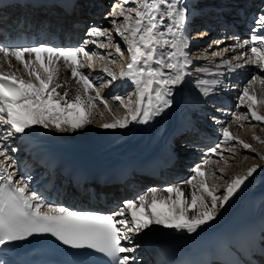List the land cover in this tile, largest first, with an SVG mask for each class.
Masks as SVG:
<instances>
[{
	"label": "snow or ice",
	"instance_id": "snow-or-ice-1",
	"mask_svg": "<svg viewBox=\"0 0 264 264\" xmlns=\"http://www.w3.org/2000/svg\"><path fill=\"white\" fill-rule=\"evenodd\" d=\"M47 3L57 6L60 0H47ZM71 3L74 7L75 0H71ZM122 4L134 7L126 9L113 4L108 15L115 34L126 46L130 61L126 70L122 69L119 74L105 67L103 73L110 77L108 80L103 76L92 77L90 73L81 72L79 69H90L91 64L78 57L91 59L96 55L87 50L88 44L100 49L113 47L110 29L90 26L87 35L92 39L82 41L79 46L61 47L46 42L34 46L0 44V58L9 62L10 67V59L14 57L38 82L0 72V248L26 242L34 235H50L63 246L87 250V255L98 257L86 264H136V236L153 226L187 234L197 233L214 222L225 206L254 178L258 169L264 167L253 165L244 174L235 175L218 195V187L214 183L210 187L206 178L204 167L211 163V159L205 158L202 164L195 165L194 174L181 182L190 186V196L185 195L180 184L164 188L168 195L160 197L157 189L152 188L150 203L148 194H143L138 197L139 206L134 198L118 203L107 212L59 206V201L49 199L38 186L31 184L32 176L17 164L16 153L21 150L15 143L17 140H28L37 135L34 131L36 128L49 129L51 126L64 133L90 125L95 101L108 108V99L101 97L99 89L117 79L130 81L133 86L132 93L108 97L119 101L118 106L125 109V116L114 117L100 127L128 129L132 124L149 125L178 103L177 96L182 94L184 84L193 76L188 29L195 19L194 13L201 10L198 5H190L188 0H122ZM252 15V27L247 38L213 53L220 58L219 63L195 69L199 77L194 85L201 103L215 106L214 97L231 88L238 90L234 108H246V112L233 111L227 124L211 116L214 123L220 124L222 136L207 150L221 159L225 150L235 152V147L230 145L232 141L254 151L252 145L230 132L231 123H238L241 119L264 123V115L258 114L254 107L257 103L264 104V99L257 100L253 90L256 81L264 84V78L260 75L264 73V6ZM119 17L123 20L120 21ZM102 37L106 43L101 41ZM222 42L218 39L216 47L219 48ZM114 47L116 53L124 55L119 42ZM230 51L236 54L230 59L223 58V53ZM25 54L29 59H25ZM42 54H46L47 63L41 58ZM33 55L34 60L31 59ZM107 56L111 58L112 53L108 52ZM61 60L71 69L77 83L83 86L84 99L77 94L70 101L67 92L61 94L57 91L59 84L53 86L57 62ZM110 62L118 63L114 58ZM247 66H253L258 71L251 74L245 84L233 83L231 75L245 70ZM206 76L212 78H204ZM96 81L101 83L97 84ZM90 91L95 95H88ZM216 111L221 109L216 108ZM254 139L264 144L258 136ZM225 145L229 147L225 149ZM258 158L264 160V156ZM208 175L217 178L215 172ZM219 178H223L222 171ZM172 194H175V198ZM260 244L264 249V235ZM0 264L14 262L0 259ZM224 264L236 262L225 261ZM244 264L250 262L245 261Z\"/></svg>",
	"mask_w": 264,
	"mask_h": 264
},
{
	"label": "bare ground",
	"instance_id": "bare-ground-1",
	"mask_svg": "<svg viewBox=\"0 0 264 264\" xmlns=\"http://www.w3.org/2000/svg\"><path fill=\"white\" fill-rule=\"evenodd\" d=\"M206 1H211L212 5H214V6H215L216 2L226 1L224 3H225V5H228L227 4L228 0H196V3L198 5L199 9H201L200 11H204V12L212 11V9H210L208 6H206L207 5ZM188 2H189L190 5H195L193 0H188ZM115 4H118L120 6H124L126 9L129 8L130 5H131V4L123 5L122 4V0H117L115 2ZM197 12H199V11H196L195 13H197ZM19 13H23L24 16H31V17L35 18V20H37V21L39 20L40 23H42V25H46V19H47L48 24L51 25V26H53V25H57V26L64 25L63 23L66 22V19L62 23H61V21L59 22V20L61 18L60 17L61 15L57 18V17H55V15H51L50 14L49 17H47L44 20H42L41 18L43 17V15H41V14H43V13L41 11L29 12L28 13V11H24V10H22L20 8L11 9V12L9 13V15L13 16V15H17ZM103 14H105V13H103ZM104 16L95 19V21L97 23H99L98 26L101 27L102 29H109L107 25H111V23H110L111 17H109L108 14H105ZM190 26H194V23H191ZM190 28L191 27H189V30H190ZM111 30H112L113 47H110L108 49L106 48V49L108 51L111 50V49L114 50L115 49L114 45L117 42H119L123 46H125L123 44L121 38L115 34L114 29L112 28ZM193 30L195 32L193 34L195 39H191V41H190V44L192 46L188 50L190 52L189 58L190 59L191 58H198L199 60H198V62L195 65H193V76L191 77L190 81L184 84V86L186 87V89L188 91V97H189L187 102H186L187 106H185V109L192 113L193 112V108H196V111H197L196 115H198V117L201 118L202 121H206V117L208 115H213V116L218 117L220 121H222V122L227 124L229 122L230 118H231V114H232L233 111H236L237 113L246 112L244 110L246 108H243V109L234 108V105L237 103L236 97L238 95V90H237L236 94L231 93L229 95L230 96L229 101H230V104L233 107L232 108L233 111L226 110L225 108H221L222 102L221 103H217V101H216L215 107L220 108L221 111H218L219 115H215L213 112L210 111V108H206L209 105L206 104V103H201L200 99L197 96V93H196V90H195L194 81H195V79H197L199 77V74L195 71V69L198 68V67H201V66H203V67H211L212 65L219 63L220 58L217 57L216 55H214L213 53H215L217 51H220L224 47H226L227 45H232V44H234V43H236L238 41L235 38L231 39L230 37H227L225 39L226 36L225 37H220V39L219 38L209 39L208 36H209L210 33L207 32L206 30H204V28H201V25H199V24H197V26L195 28H193ZM100 39H101V41L105 42V38L102 37ZM218 39L223 41L222 43H220L219 48L216 47V41ZM209 45H212V47L210 48ZM93 46H95V45H93V44L90 45V51L92 50ZM125 48H126V46H125ZM99 49L100 48H98V52H101V53L98 54V55H102L103 49H100V50ZM95 51H97V50L95 49ZM127 54H128V52H127ZM235 54H236V52H234V51L226 52V53H223V58L230 59ZM128 56H129V54H128ZM106 58L109 59V57H106ZM25 59L26 60L29 59L27 54H25ZM31 59L34 60L35 57L32 56ZM110 59H112V58H110ZM92 60H95V58H92ZM108 61L109 60H107V62ZM129 61H130V58H129L128 62ZM209 62H211V64ZM46 63H47V61H46ZM10 64H11V66L9 67V62H5V61H3L2 58H0V72L6 71L9 74H14L15 76H17L20 79H26V80L28 79V80L33 81V83H38L35 80L34 77H31V76L28 75L27 71L23 68L22 65H20L15 60L14 57L10 59ZM107 64L108 63H106V65L103 64L102 66H100V67H102V70H97L95 67H93L91 69L82 68V69H80V71L83 72V73H90L92 77H96V76L105 77V74L103 73V69L105 67H107ZM37 67H38V65H37ZM251 67L252 66H247L246 69H245V71L250 72V76H251V74H253V73L258 71L257 69L254 70V71H251ZM40 71L43 72L42 69ZM117 74H119V73H117ZM260 75H261L262 78H264V73H260ZM204 78H209L210 79L212 77L206 76ZM105 79L108 80V79H110V77H105ZM96 83L99 84V83H101V81H96ZM245 83H246V81L243 84H245ZM56 84L60 85V87L57 88V91L59 93H61V94L67 92V99L70 100V101L73 100L77 94L81 95L82 99L85 98V94L83 92V86L81 84L77 83V79L72 77L71 69L66 67L63 64L62 60L57 62V72L54 74L53 86H55ZM261 85H262V83L259 80L256 81L254 83V85H253V90H254V92L256 94L257 100L264 99V89H262ZM132 88H133V86L128 88L126 85L122 84V80H120V79H117L111 85L105 83L103 88H100L99 91H100L101 97H104L105 99H108V108H105L103 106V104H101L99 101H95L94 103L96 104V107L92 109V113L93 112H97L99 116H101L100 115L101 113L105 114L106 118L103 121H101L102 123L110 122V121H112V119L114 117L115 118H123L125 116V109L120 107V106H118L119 105V101H113L112 99H109L108 97H109V95H112V96L121 95V96H123L125 92H128L129 89L132 90ZM229 89L232 90L231 88H229ZM128 93H130V92H128ZM88 95H95V92L90 91L88 93ZM176 99L177 100L179 99L178 96H177ZM109 105H112V106L114 105L116 108H119L120 112H115L114 111V113H113L110 110ZM258 106H259L258 103L254 106L255 109L257 110L258 114L264 115V110L260 109L261 107L257 108ZM175 107L177 109L179 108L178 103L175 105ZM115 113H117V114H115ZM93 114L91 116V119L93 117ZM171 118H172V116H171L170 110H169V111L166 112V114H163L161 118H157L155 120V122H153V123H151V124H149L147 126L132 124L130 127L134 128L135 130L131 129L132 131H130L129 129H126V131H127L126 137L124 139H122L120 144L124 143V145L130 146L129 149H133L135 154L139 153L140 155H143V154L148 153L149 151H153V148H151V150H150L149 147L145 146L148 143L147 142L148 139L154 134L155 137L157 138V142H158V136L160 135L161 131H164L166 129V126L169 124ZM251 121L257 123L258 126H262L261 122H256V121H253L251 119H249V120L241 119L238 123H231L229 130L234 136L238 137L239 140H242V141L252 145V149H254V151L250 150V149H244L236 141L230 142V145L235 147V152L234 153L231 152L232 154H230V156H228V157H226L227 155H224L223 159H221L219 156L212 155V154H210L207 151V154H208L207 158L211 159V163L204 167V170L206 172V178L208 179L210 187L212 186L213 183L218 187V189H219L218 192H220L221 190L224 191V189H222V186H220L221 182H220V184H218V182H216L217 178H219V176H220L221 171L223 172V178L227 176V180L225 181V185H224L226 187L228 181L232 177H234L235 175L244 174L246 172V170L249 167L253 166V165H257V164L264 165V160H261V159L258 158L259 156H264V151L260 152V150H257L254 147L259 142L256 139H254L255 136H258L261 141L264 140V135H263L262 131L258 127L256 129H254L252 131V133H250V132H240L239 131L241 127L243 129L244 124H246V125H247V123L249 125L253 124ZM97 123H99V120H97ZM215 124L219 127V131L221 133L220 124L219 123H215ZM174 126L175 125H173V127ZM94 127H96V125H88V126L83 128L87 132H83L81 130H77V131L73 132V133H75V135H71V134H66V135L73 136L72 138L75 141L79 140V142H81V143L85 142V144L83 146L91 144L92 147L103 146L107 142H110L111 139H113V136L108 135L109 132L111 131V129H104V128L100 127V126L98 128H94ZM55 130L54 131L50 130V128L49 129L36 128L34 131H35V133H37V135H39L42 138L53 139L54 136L55 137H59V135L62 134L61 132H58L57 130L56 131ZM119 130H121V129H114V132H119L121 134V132ZM122 130H125V129H122ZM94 131H96L97 133H95ZM80 133H83V134H80ZM94 134H97V135H95V136H97V138H94L93 141L87 140L88 138L91 137L90 135H94ZM103 135H105L106 137H104V138L106 140H108L106 143L104 141V143L93 144L94 142L100 140L98 138L100 136H103ZM15 143H16V145H19L20 148H21L20 153H17V158H18L17 159V163H19V162L23 161L22 158H21L22 154H23V152H22L23 150H22L21 144L24 143V140L23 139L17 140ZM49 143H52L53 145L58 147V145L53 143V141H51V140H50ZM159 143L160 142H158V144ZM185 143H186L185 141H180V142L175 144L178 148H180L179 149V153L180 154L183 153L182 152L183 151V147L182 146ZM79 145H81V144H79ZM79 145L78 144H74V143H68L69 147L66 146L65 148H67V147L71 148L72 147L71 149H76V148H73V147H78ZM224 147L227 149L229 147V145H225ZM254 154H255V157L257 158V162L248 163L247 160L251 159ZM256 154H258V155H256ZM218 159H220V160H218ZM203 160H204V158H201L198 163L195 164V162H192V163H190L188 165L183 164L182 163V159H180L179 161L177 160L176 164L171 168V170H174L175 173L174 174H168V177H169V180H170L169 181L170 185L180 184L181 188L185 192V195L186 196H190V186L181 183L182 181H184V179H178L179 181H176V180L172 179V176L176 175V174H180V177L181 176L184 177V176L189 175V174L193 175L194 174L193 173V168L197 164H202ZM229 160H232V163H231V165L227 166V163H228ZM216 162H219V163L215 164ZM230 162L228 164H230ZM210 172H215L217 178H213V177L209 176L208 173H210ZM155 183L156 184L154 186H152V188L157 189L158 197L167 196L168 194L163 191V189L166 188V186L164 185L165 183L164 182L163 183L155 182ZM152 188L147 189L146 193H143V194H148V203L151 202L150 190ZM259 189L264 191V167L258 169V172L256 174H254V178H251L247 182V185L245 187H243L242 191H240L231 200V202L228 203L225 206V208L220 212L219 215H221L222 213L225 216L228 215L240 203V200L243 198V196H246V195L250 194L251 192H254V190H259ZM143 194H139V196L143 195ZM197 194L199 195L200 193L198 192ZM172 195H173V198H175V194H172ZM136 200H137V206H139L138 198ZM217 222H219V221L215 220L213 223H211L209 225V227L210 228L214 227ZM154 227H161L164 231H166L167 233H170V234H172L174 236L177 234V233L174 234L172 229H167V228H164L162 226H153L152 228H154ZM146 231H148V230H146ZM141 234L142 233H140L138 236L135 237L136 243L137 242L139 243L138 240L140 239V235ZM138 243H137V245H138L137 249L140 250V244H138ZM143 256H144V254H143Z\"/></svg>",
	"mask_w": 264,
	"mask_h": 264
},
{
	"label": "rangeland",
	"instance_id": "rangeland-1",
	"mask_svg": "<svg viewBox=\"0 0 264 264\" xmlns=\"http://www.w3.org/2000/svg\"><path fill=\"white\" fill-rule=\"evenodd\" d=\"M131 7H134V5H130V7L129 8H131ZM112 9L110 8L107 12L108 13H106V14H109V12L111 11ZM119 20L120 21H122L123 20V18H121V17H119ZM108 26V25H107ZM108 28L110 29H112L113 28V26L112 25H110V26H108ZM110 29V30H111ZM209 38H210V36H209ZM209 41V40H208ZM105 42H107L106 40H105ZM120 46H121V49L124 51V55L126 56V58H124L125 56L123 55V56H121V55H119L118 53H116L115 52V49L114 50H109L111 53H112V59L114 58V59H116L117 61H118V63H116V64H112L111 62H110V58L108 59V58H106V57H108V56H106L107 55V53L109 52L107 49H103V52H102V55H98V54H100L101 52H98V47L96 48H92V50L94 51V53H96V55H94V56H92L93 58H95V60H93L94 61V63H93V66H92V68L93 67H95L97 70H102V67H100V66H102L103 64L104 65H106V63H108L107 64V67H109V68H111L114 72H117V73H119L122 69H124V70H126V68H124V63H125V61L126 62H128V60H129V56H128V54H126V48H125V46L123 47V45L120 43ZM125 48V49H124ZM95 49L97 50V51H95ZM92 50H91V52H92ZM100 50V49H99ZM114 54V55H113ZM97 56V57H96ZM124 58V59H123ZM107 60H109L108 62H107ZM110 65V66H109ZM106 77V76H105ZM104 77V78H105ZM262 89H264V85L262 84ZM126 90V89H125ZM128 92H130V93H132V90H130V91H128ZM259 104V106L257 107V108H260V109H263L264 110V104H261V103H258ZM109 108H110V110L114 113V111L115 112H120V110H119V108H116L114 105L112 106V105H109ZM115 108V109H114ZM245 111H246V109H244ZM94 114H93V117H92V123L90 124V125H96V127H94V128H98L99 126H100V124L102 123L101 121H103L105 118H106V115L105 114H103L102 116H99L98 115V113L97 112H93ZM115 114H117V113H115ZM97 120H99V123H97ZM252 122V121H251ZM253 124H251V125H249L248 123H247V125L246 124H244V126H243V129H242V127L240 128V132H250V133H252V131L254 130V129H256L257 127L262 131V133H263V135H264V123H262L261 122V124H262V126H258V124L257 123H255V122H252ZM91 127V126H90ZM89 127V128H90ZM51 129H54L53 127H51L50 126V130ZM55 130V129H54ZM53 130V131H54ZM81 131H83V132H87L85 129H80ZM114 130V129H113ZM56 131V130H55ZM66 134H71V135H75V133H73V132H64V133H62V136H64V135H66ZM80 134H83V133H80ZM242 134V133H241ZM94 135H97V134H94ZM99 136V135H98ZM55 137V136H54ZM103 139V138H102ZM264 141V140H263ZM83 145L85 144V142H83L82 143ZM81 144V145H82ZM82 145V146H83ZM62 147H65V146H62ZM257 150H260V152L261 151H264L263 149H264V144L262 145V143L260 144V142H258L255 146H254ZM67 149H69V148H67ZM226 149V148H225ZM230 154H232L231 152H228L227 150H225V152H224V155H227L226 157H228V156H230ZM256 155H258V154H256ZM232 156V155H231ZM218 160H220V159H218ZM231 161V162H230ZM248 161V163H250V162H257V158L255 157V154L253 155V157L251 158V159H249V160H247ZM230 162V164H228ZM217 163H219V162H216L215 164H217ZM228 163H227V166H229V165H231V163H232V160H229L228 161ZM226 165V164H225ZM251 165V164H250ZM217 169V168H216ZM221 180V181H220ZM227 180V176L226 177H224V178H217V181L216 182H218V184H220V182H221V185L220 186H222V189H224V185H225V181ZM223 181V182H222ZM166 187L167 186H169L170 185V183L168 184L167 183V185L166 184H164ZM222 192H223V190H221ZM218 192L217 194L219 195L220 193H222V192Z\"/></svg>",
	"mask_w": 264,
	"mask_h": 264
}]
</instances>
